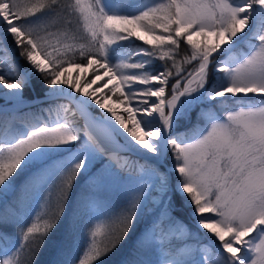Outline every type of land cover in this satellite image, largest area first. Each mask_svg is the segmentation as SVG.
Wrapping results in <instances>:
<instances>
[{
    "label": "snow or ice",
    "instance_id": "obj_1",
    "mask_svg": "<svg viewBox=\"0 0 264 264\" xmlns=\"http://www.w3.org/2000/svg\"><path fill=\"white\" fill-rule=\"evenodd\" d=\"M0 101V264H264V0H0Z\"/></svg>",
    "mask_w": 264,
    "mask_h": 264
},
{
    "label": "trees",
    "instance_id": "obj_2",
    "mask_svg": "<svg viewBox=\"0 0 264 264\" xmlns=\"http://www.w3.org/2000/svg\"><path fill=\"white\" fill-rule=\"evenodd\" d=\"M183 47V46H182ZM39 94V90H37L36 92H31L28 89L25 90V98L26 99H31L35 96H37ZM115 98V97H114ZM46 106V105H45ZM4 245L2 243H0V247H3Z\"/></svg>",
    "mask_w": 264,
    "mask_h": 264
},
{
    "label": "rangeland",
    "instance_id": "obj_3",
    "mask_svg": "<svg viewBox=\"0 0 264 264\" xmlns=\"http://www.w3.org/2000/svg\"><path fill=\"white\" fill-rule=\"evenodd\" d=\"M76 69L73 67V68H69V72H71L72 74H73V76H75L76 75ZM79 71H81V72H83V69H81V70H79ZM92 78V73H91V71H89V79H91ZM103 82H99L98 83V85H95V86H93V87H97V86H100V84H102ZM113 100H115V98L113 97ZM0 103H2V101H0Z\"/></svg>",
    "mask_w": 264,
    "mask_h": 264
}]
</instances>
